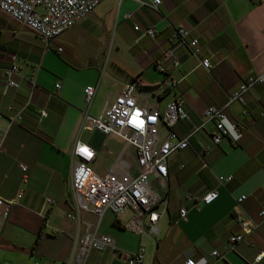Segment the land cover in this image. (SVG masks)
Masks as SVG:
<instances>
[{
    "label": "crops",
    "instance_id": "obj_1",
    "mask_svg": "<svg viewBox=\"0 0 264 264\" xmlns=\"http://www.w3.org/2000/svg\"><path fill=\"white\" fill-rule=\"evenodd\" d=\"M150 26L154 38L144 35ZM177 28L187 31L186 43L197 40L198 59L177 45ZM168 49H174L176 68L163 59ZM13 56L17 86L4 91ZM199 59H208L211 69ZM262 73L264 3L253 0H161L157 9L140 0H102L47 49L31 30L0 11V197L15 202L0 233V264H76L73 245L87 225L113 244L90 248L83 264H126L138 251L142 264H184L186 259L264 264V256L255 260L264 253L259 217L264 210V84L229 102L241 84ZM164 79V91L156 94L154 87ZM132 82L139 88V106H144L140 95L148 92L159 111L179 98L188 115L173 128L178 138H188V146L168 157L166 186L151 180L167 199L156 234L147 233L146 219L140 235L125 229L130 210L119 215L106 210L99 218L92 210L76 214L72 201L74 144L94 151L89 168L101 177L124 147L113 135L84 129V111L96 118ZM87 85L96 86L88 107ZM210 106L222 109L237 126L235 143L211 142L213 124L203 120ZM20 111L22 120L9 125ZM201 124L203 129L193 132ZM160 131L163 136L165 128ZM219 177L232 180L220 184ZM212 190L217 198L203 205L199 198ZM241 196L245 199L238 203ZM181 208L187 210L185 219L179 217ZM236 214L257 227L228 250V239L243 234ZM213 251L222 255L218 262Z\"/></svg>",
    "mask_w": 264,
    "mask_h": 264
},
{
    "label": "built area",
    "instance_id": "obj_2",
    "mask_svg": "<svg viewBox=\"0 0 264 264\" xmlns=\"http://www.w3.org/2000/svg\"><path fill=\"white\" fill-rule=\"evenodd\" d=\"M101 1L0 0V11L31 30L47 49L52 40L90 13ZM253 1L264 3V0ZM160 2L161 0H140L141 5H150L154 9H157ZM134 30H139V27L135 26ZM155 34L156 31L152 26L144 30V35L150 38H154ZM187 34V31L182 28L175 30L174 36L177 37V45L187 47L191 55L198 59L197 40L186 43L185 37ZM163 59L165 62L171 63L173 68L179 65L174 49L165 51ZM15 61L16 58L13 56L11 66L5 70L4 91L9 87L17 86L12 79L18 71ZM199 62L207 71L212 67L208 59H199ZM158 70H163V64L160 67L158 66ZM167 82L168 80L164 79L163 82L154 87L156 94L164 91ZM255 84H264V73L249 78L247 82L241 84L239 89L229 96V102L236 100ZM55 87L59 88V84H56ZM138 89L135 82L127 83L112 103H106L103 106L96 118L88 116L87 112L84 111V129L98 130L105 135H113L124 143V147L115 158L108 172L101 177L89 168V164L94 160V151L88 146L76 142L72 149L71 193L76 214L80 210H92L100 218L106 210L115 215L130 210L132 214L124 226L125 229L140 235L143 233L144 220L146 219L147 233L156 234V223L166 208L167 199L154 190L152 181L162 187L166 186L168 157L188 146V138L180 139L173 131L174 126L179 121L187 119L188 115L183 107V102L179 98H174L163 111H159L151 103L150 98L152 95L148 92L140 95L143 98L144 106H139ZM95 91V85L84 87L83 96L86 107L91 103ZM40 116L44 117L46 113L41 112ZM20 120H22V111L16 113L9 120V125ZM203 120L204 124H213L210 140L216 146L223 141L235 143L240 138V131L237 126L228 120L222 109L214 106L207 107L203 111ZM137 121H143V125H139ZM204 124L194 127L193 132L202 130ZM161 126L165 128L163 136L160 131ZM84 148L88 150L90 155L81 151ZM19 168L23 172L26 171L24 165L19 164ZM133 168L135 169L134 173H132ZM231 180L232 177L218 178L220 184ZM217 195L214 190L208 191L199 200L203 205H208L217 198ZM194 199L198 198L188 196V200ZM244 199L245 196H241L237 199V202L240 203ZM13 204H15L14 201L0 197V233ZM186 214L187 210L185 208L179 210L180 219H185ZM259 217L264 220V210L259 212ZM235 218L240 223L243 234L231 236L228 239V250H234L235 244L242 241L245 234L250 233L253 228L257 227L249 221H243L238 214ZM112 244L113 242L108 236L93 233L90 226L87 225L84 233L73 245L72 255L75 263L83 264L90 248L103 249L105 246H112ZM262 256H264V253L258 254L255 260L259 261ZM212 257L218 262L221 260L222 255L213 251ZM142 260V252L138 251L126 258V264H142ZM184 264L207 263L203 259L199 261L186 259Z\"/></svg>",
    "mask_w": 264,
    "mask_h": 264
},
{
    "label": "snow or ice",
    "instance_id": "obj_3",
    "mask_svg": "<svg viewBox=\"0 0 264 264\" xmlns=\"http://www.w3.org/2000/svg\"><path fill=\"white\" fill-rule=\"evenodd\" d=\"M137 123L139 124V125H143V121H137ZM81 151H83V152H85V153H88V150L87 149H81ZM89 155H90V153H88Z\"/></svg>",
    "mask_w": 264,
    "mask_h": 264
},
{
    "label": "clouds",
    "instance_id": "obj_4",
    "mask_svg": "<svg viewBox=\"0 0 264 264\" xmlns=\"http://www.w3.org/2000/svg\"><path fill=\"white\" fill-rule=\"evenodd\" d=\"M235 135V134H234ZM84 149H86V148H84Z\"/></svg>",
    "mask_w": 264,
    "mask_h": 264
},
{
    "label": "rangeland",
    "instance_id": "obj_5",
    "mask_svg": "<svg viewBox=\"0 0 264 264\" xmlns=\"http://www.w3.org/2000/svg\"><path fill=\"white\" fill-rule=\"evenodd\" d=\"M155 189V188H154ZM115 215V214H114Z\"/></svg>",
    "mask_w": 264,
    "mask_h": 264
}]
</instances>
